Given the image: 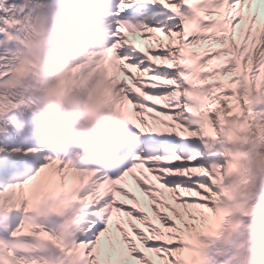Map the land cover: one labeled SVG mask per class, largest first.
<instances>
[{
	"label": "snow or ice",
	"instance_id": "1",
	"mask_svg": "<svg viewBox=\"0 0 264 264\" xmlns=\"http://www.w3.org/2000/svg\"><path fill=\"white\" fill-rule=\"evenodd\" d=\"M112 2L108 42L63 62L57 79L76 70V97L89 76H103L112 104L91 122L127 135L107 169L47 154L30 175L0 184V220L21 217L0 225L9 232L0 264H214L211 248L257 211L256 176L240 178L252 156L264 175V0ZM0 23L4 34L26 22ZM36 25L42 35V17ZM21 66L0 67V115L4 82L13 86ZM7 99V110L23 103ZM253 140L256 148L245 143ZM246 250L241 242L229 264H251Z\"/></svg>",
	"mask_w": 264,
	"mask_h": 264
},
{
	"label": "clouds",
	"instance_id": "2",
	"mask_svg": "<svg viewBox=\"0 0 264 264\" xmlns=\"http://www.w3.org/2000/svg\"><path fill=\"white\" fill-rule=\"evenodd\" d=\"M65 19H57V26L64 28L70 27L72 29L78 30L83 33L87 31V36L85 38L77 37L76 42L68 49L67 53L64 54V59L70 57L77 52H82L84 48L95 40L100 38V31L94 27V24L88 22L85 18L81 16L72 17L71 9L64 13ZM43 46L49 53V58L51 54L52 46L47 45L43 39L39 40L35 45L36 49L39 50ZM63 61L61 62L62 65Z\"/></svg>",
	"mask_w": 264,
	"mask_h": 264
},
{
	"label": "bare ground",
	"instance_id": "3",
	"mask_svg": "<svg viewBox=\"0 0 264 264\" xmlns=\"http://www.w3.org/2000/svg\"><path fill=\"white\" fill-rule=\"evenodd\" d=\"M245 143L246 144L251 143L252 148H256L258 146L259 141L253 142V143L247 141ZM252 148H249V152L252 151ZM244 162H246L251 168V171H250L249 175L256 176L255 194L257 196L255 197V199H256L255 200V204L261 205L264 202V175L260 174L261 161L259 160L258 157L252 156V157H249V158L245 159ZM261 206H264V203Z\"/></svg>",
	"mask_w": 264,
	"mask_h": 264
}]
</instances>
